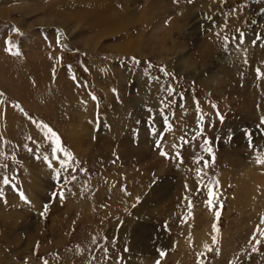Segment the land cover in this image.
<instances>
[{"label": "rangeland", "instance_id": "374dc122", "mask_svg": "<svg viewBox=\"0 0 264 264\" xmlns=\"http://www.w3.org/2000/svg\"><path fill=\"white\" fill-rule=\"evenodd\" d=\"M258 35L264 0H0V264H264Z\"/></svg>", "mask_w": 264, "mask_h": 264}, {"label": "snow or ice", "instance_id": "6c2138e0", "mask_svg": "<svg viewBox=\"0 0 264 264\" xmlns=\"http://www.w3.org/2000/svg\"><path fill=\"white\" fill-rule=\"evenodd\" d=\"M177 2H178V0H177ZM232 11L235 12L236 9H233ZM209 19H211V17H209ZM226 27H227V25H225V28H226ZM222 31H223V29H222ZM236 31H237V35H236V36H233V37L231 38V40L229 39L228 36H224V37H223V47H224V50H225L226 52L231 51V49L229 48V45H230V44H234V45H235V51H236V52H244V53H246V52H247V48H244V47H243V45L245 44V34H244L240 29H237ZM261 38H264V37H262L261 35H258V36H257V39L254 40L252 43H253V44H256ZM9 50H10V49H9ZM17 54H18V53H17ZM244 62L247 63L248 61L245 59ZM136 63H139V61H136ZM149 67H150V66H149ZM161 71L163 72V71H165V70H164V69H161ZM256 71H257V76L260 77V76L262 75L261 70L258 68ZM168 92H169V95H171L172 90H171V89H168ZM92 99L95 100L96 97L93 95V96H92ZM262 123H264V118H262ZM165 124L167 125V120H165ZM43 126L47 128L49 134L53 137V147H52V149H51V153H52V154H51V160H57V159H58V157H57V155H56L57 152H61L64 156L68 157L69 159H72V154H71L70 152H68L66 149H64V148L60 145L58 135H57V134H56V133H55L50 127H48L47 125H43ZM193 139H195V137H193ZM187 143H188V141H185V144H187ZM208 143H209L208 139L205 138L202 147L208 145ZM156 144H157V147H158L159 150H160V155H161V156H164V157L169 158V159L176 158V159L179 160L180 163H183V158H182L181 153L177 152V153H175V157H171V156H169V154H168L167 152H165V151L163 150V148L161 147V140H157V141H156ZM175 147H176V145L174 144V145H173V148H175ZM29 150L31 151V149H29ZM204 150H205L206 152H208L209 154L212 153V149H211L210 147H204ZM44 160H45V162L48 164V167H49V168H52V167H53L52 163L49 161V157H48V156H45V157H44ZM200 160H203V157H200V158L196 161V163H199ZM256 162H257L258 164H262V163H264V159H262L260 156H257V158H256ZM207 166H208V165H207L206 163L203 165V167H205V168H206ZM60 167H61V168H66V167H67V165H66V161H64V160H60ZM196 173H197V182L199 183V182H200V173H201V169H200V168H197V169H196ZM59 175H60L59 172H57V173H56V177L59 178ZM71 179H72V180H75L76 177H75V176H72ZM3 183H4L5 185H8V184H9V179H8L7 177H4V178H3ZM213 184H218V182L210 181L208 184L205 185V187L207 188V192H208V200L206 201V204H208V206H209L210 209H211V206H212V200L215 198V197H214V187H213ZM186 187H187V186H186ZM19 196H20V199H21L22 201H24L25 203H29V201H28L26 195H25L23 192H20V193H19ZM59 198H60L61 200L64 199L63 189H62L61 192L59 193ZM47 211H48V207H47V205H45V206H44V209H43V211H41L40 215H41V216H44V215L47 213ZM216 215H217V217H219V212H217ZM215 230H216V229H215V225H213V231H215ZM93 242H95V238H94ZM213 242H215V237H213ZM161 255H163V253H161Z\"/></svg>", "mask_w": 264, "mask_h": 264}, {"label": "bare ground", "instance_id": "6f19581e", "mask_svg": "<svg viewBox=\"0 0 264 264\" xmlns=\"http://www.w3.org/2000/svg\"><path fill=\"white\" fill-rule=\"evenodd\" d=\"M130 1V0H129ZM125 4V3H124ZM116 5H120V3L119 2H117L116 3ZM120 20V19H119ZM86 21L88 22V20H87V18H86ZM118 24V23H117ZM109 25V24H108ZM245 44H246V42H245ZM245 44L243 45V47H245ZM233 55H237V56H241V57H244V54H243V52H236L235 51V49H234V51H233ZM241 54H243V55H241ZM78 150V149H77ZM205 235L206 234H200V236L198 237L197 235H196V237H195V245H196V247L198 248V250L201 252V253H205V250H206V240H208V238L207 239H205ZM207 236V235H206ZM122 238V237H121Z\"/></svg>", "mask_w": 264, "mask_h": 264}]
</instances>
